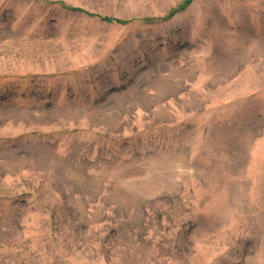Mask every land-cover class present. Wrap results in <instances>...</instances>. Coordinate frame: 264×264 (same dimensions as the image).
Here are the masks:
<instances>
[{
	"label": "rangeland",
	"instance_id": "374dc122",
	"mask_svg": "<svg viewBox=\"0 0 264 264\" xmlns=\"http://www.w3.org/2000/svg\"><path fill=\"white\" fill-rule=\"evenodd\" d=\"M187 1L0 0V264H264V0Z\"/></svg>",
	"mask_w": 264,
	"mask_h": 264
},
{
	"label": "trees",
	"instance_id": "16d2710c",
	"mask_svg": "<svg viewBox=\"0 0 264 264\" xmlns=\"http://www.w3.org/2000/svg\"><path fill=\"white\" fill-rule=\"evenodd\" d=\"M189 1V0H188ZM188 1L186 3H188ZM172 14V13H171ZM170 14V15H171ZM106 20H109V18H106ZM120 22V21H119ZM120 23H126V21L120 22Z\"/></svg>",
	"mask_w": 264,
	"mask_h": 264
}]
</instances>
